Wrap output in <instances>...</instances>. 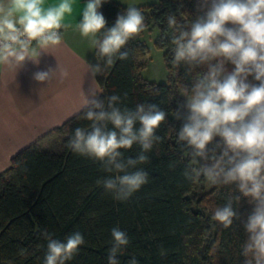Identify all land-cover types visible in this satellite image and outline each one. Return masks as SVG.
Masks as SVG:
<instances>
[{
  "label": "clouds",
  "instance_id": "9594fccd",
  "mask_svg": "<svg viewBox=\"0 0 264 264\" xmlns=\"http://www.w3.org/2000/svg\"><path fill=\"white\" fill-rule=\"evenodd\" d=\"M106 2L84 0L77 21L79 0H0V74L16 77L28 62L39 65L43 54L64 42L69 29L95 50L96 63L88 64L93 78L128 59L125 46L145 30V15L130 4L106 27L100 11ZM194 7L197 14L188 23L175 14L166 18L172 45L169 62L183 66L191 77L171 112L180 121L177 143L190 160L182 176L188 183L203 179L213 186L234 187L238 194L212 215L224 228L241 220L239 204L247 198L252 208L241 220L247 237L241 255L244 264H264V0H195ZM57 75L65 79L69 73L58 64L34 72L32 79L48 84ZM123 105L119 94L84 91L79 119L89 123L76 127L66 144L73 154L100 165L108 175L96 184L119 202H127L148 183L149 173L141 166L149 163L148 153L162 140L157 130L169 120V113L156 103ZM134 145L140 151L126 157L122 150ZM110 235L107 264H120L118 257L130 237L119 226ZM42 236V264H68L86 244L80 231L63 240L47 230ZM160 254H166L163 247ZM127 264L139 261L132 256Z\"/></svg>",
  "mask_w": 264,
  "mask_h": 264
},
{
  "label": "trees",
  "instance_id": "16d2710c",
  "mask_svg": "<svg viewBox=\"0 0 264 264\" xmlns=\"http://www.w3.org/2000/svg\"><path fill=\"white\" fill-rule=\"evenodd\" d=\"M194 4L195 0H158L138 7L145 15V30L158 28L155 43L163 50L167 83L141 75L148 63V48L141 39L145 30L125 46L128 59L118 60L103 75H97L99 94H119L123 106L129 108L156 103L169 113V120L157 130L161 142L148 153L149 163L141 166L149 173L148 183L127 202L114 200L96 184L108 174L99 164L66 148L73 130L89 123L79 119L80 111L54 129L58 134L54 148L25 147L0 174V264H42L44 230L60 240L74 231L83 233L86 244L68 264H107L110 232L115 226L126 231L131 240L118 257L120 264H127L132 256L139 264H244L241 246L247 237L241 220L246 219L252 205L242 198L238 209L241 220L224 228L212 219L210 206H222L229 196L238 194L234 187L212 185L208 207L197 193V184L205 181L188 183L182 176L190 160L187 150L177 143L180 121L173 119L171 112L177 103L176 90L181 91L191 77L183 66L176 68L169 62L172 45L166 18L175 14L178 21L188 23L197 14ZM126 8L116 0H107L100 9L106 27L113 26ZM122 151L126 157H135L140 149L134 145ZM161 247L166 250L163 256ZM21 249L26 254L20 255Z\"/></svg>",
  "mask_w": 264,
  "mask_h": 264
},
{
  "label": "crops",
  "instance_id": "0c3cea01",
  "mask_svg": "<svg viewBox=\"0 0 264 264\" xmlns=\"http://www.w3.org/2000/svg\"><path fill=\"white\" fill-rule=\"evenodd\" d=\"M51 2V0H50ZM79 0L74 14L78 21ZM95 50L78 32L69 29L64 42L43 54L39 65L28 62L16 77L0 74V174L11 166V160L21 149L40 143L81 111L83 92L100 93L97 76L93 78L88 64H95ZM59 66L69 73L59 75L47 84L32 79L34 72L49 66Z\"/></svg>",
  "mask_w": 264,
  "mask_h": 264
},
{
  "label": "rangeland",
  "instance_id": "374dc122",
  "mask_svg": "<svg viewBox=\"0 0 264 264\" xmlns=\"http://www.w3.org/2000/svg\"><path fill=\"white\" fill-rule=\"evenodd\" d=\"M123 6H129L130 4H134L136 7L148 5L151 3H155L158 0H116ZM158 35V28L153 26L151 29H147L144 31L141 39L145 42L148 48V63L142 69L141 75L149 81H154L156 83H167L168 82V68L163 56V50L156 46V37ZM176 101H180L183 99L181 97V91L176 90L175 92ZM58 134L52 133L48 135L46 139H44L40 146L43 148H54L57 144ZM198 196L205 200V204L210 206V202H207V195L210 191L212 185L208 184L206 181L203 184H197ZM216 207H211L210 209L214 212Z\"/></svg>",
  "mask_w": 264,
  "mask_h": 264
}]
</instances>
